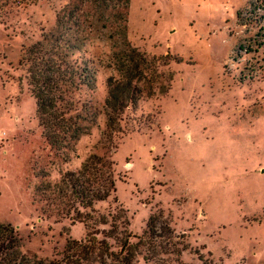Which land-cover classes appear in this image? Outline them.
Instances as JSON below:
<instances>
[{
	"label": "rangeland",
	"instance_id": "rangeland-1",
	"mask_svg": "<svg viewBox=\"0 0 264 264\" xmlns=\"http://www.w3.org/2000/svg\"><path fill=\"white\" fill-rule=\"evenodd\" d=\"M248 4L130 0L124 29L118 0H0V221L17 229L23 253L53 259L68 238H87L83 223L46 208L40 188L98 155L115 163L116 180V191L94 204L93 217L109 222L98 228L109 229L115 216L119 231L145 244L153 216L155 233L168 226L186 247L163 255L169 264H264V36L239 23L236 11ZM125 36L147 57L170 52L182 61L159 60L162 77L134 81L143 93L108 148L101 138L107 80L117 77L115 54ZM55 39L94 71L68 95L77 107L71 114L90 129L65 152L45 141L19 65L24 49L37 42L49 49ZM139 250L134 264H152L143 259L145 247Z\"/></svg>",
	"mask_w": 264,
	"mask_h": 264
},
{
	"label": "trees",
	"instance_id": "trees-1",
	"mask_svg": "<svg viewBox=\"0 0 264 264\" xmlns=\"http://www.w3.org/2000/svg\"><path fill=\"white\" fill-rule=\"evenodd\" d=\"M118 1L124 10L122 21L125 29L130 0ZM236 17L246 32L255 28V36H264V0H249L245 9L236 11ZM59 41L61 39H55V44L52 43L49 49L40 42L24 49L19 65L26 67L28 86L36 105V118L45 141L51 149L65 152L72 150L80 135L88 133L90 129L80 123L86 119L78 114H71L77 107L68 95L81 87L74 85L92 81L94 71L78 60H71L66 51L69 46L62 47L58 44ZM245 41L249 42L250 38ZM122 43L124 49L115 54L114 67L117 77L108 78L107 97L104 102L106 123L101 138L103 145H108V148L115 147L112 134L123 132L120 121L125 110L130 106L135 107L138 97L143 93L144 88L134 84V81L139 83L146 80L151 83L159 76L162 77L163 74H159L156 63L172 58L170 52L164 56L147 57L145 53L132 47L126 36ZM238 49L245 52L250 50L243 43L239 44ZM172 59L178 63L182 61L178 58ZM148 75L153 77V80H147ZM171 80L172 75H169L166 86H160L162 93L170 88ZM149 88L152 91V86ZM114 164L106 156L91 155L78 170L66 171L61 174L57 183H45L40 188L48 210L68 218L72 224L80 222L85 225L88 232L84 241L68 238L63 250L56 252L53 259L41 258L34 253H23L17 229L11 223L0 221V264H134L135 256L142 254L140 245L145 247L143 259L152 264H169L163 255L179 256L186 249L185 245L173 241L177 236L168 226L163 228L164 232L155 233L153 216L147 223L150 240L145 244L141 242L140 237L127 231H119L115 216H111L109 229L97 227L98 223H109L105 215H99L97 221L93 213L96 201H104L116 191ZM87 209L89 211H86ZM99 234L103 235L102 239L98 238ZM130 237L139 239L138 243H132ZM108 238L118 243L119 251L111 249ZM157 238L161 240H156ZM196 253L202 260V254ZM203 262L209 264L206 260Z\"/></svg>",
	"mask_w": 264,
	"mask_h": 264
}]
</instances>
